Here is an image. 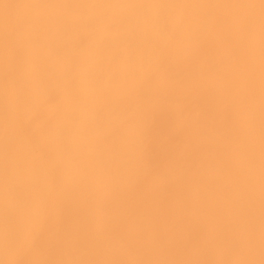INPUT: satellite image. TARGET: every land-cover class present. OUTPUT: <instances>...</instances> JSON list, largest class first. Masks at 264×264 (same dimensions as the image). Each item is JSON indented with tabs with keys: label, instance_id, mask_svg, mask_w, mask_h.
<instances>
[{
	"label": "bare ground",
	"instance_id": "bare-ground-1",
	"mask_svg": "<svg viewBox=\"0 0 264 264\" xmlns=\"http://www.w3.org/2000/svg\"><path fill=\"white\" fill-rule=\"evenodd\" d=\"M0 264H264V0H0Z\"/></svg>",
	"mask_w": 264,
	"mask_h": 264
}]
</instances>
